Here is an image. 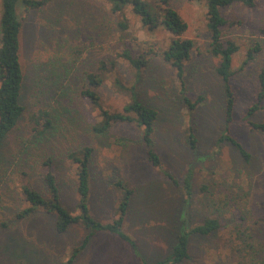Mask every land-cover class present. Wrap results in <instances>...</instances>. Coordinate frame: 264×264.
Returning <instances> with one entry per match:
<instances>
[{"label": "rangeland", "instance_id": "1", "mask_svg": "<svg viewBox=\"0 0 264 264\" xmlns=\"http://www.w3.org/2000/svg\"><path fill=\"white\" fill-rule=\"evenodd\" d=\"M255 6L241 1L225 7L229 20L224 39L235 40L236 71L231 83L235 94L230 135L248 151L244 156L225 132V93L217 72L219 56L210 52L206 0H173L188 24L183 37L194 41L191 58L180 84L173 66L164 61L173 35L163 26L147 30L127 6L121 13L106 0H52L26 10L22 0L17 13L22 23L21 62L25 71L23 102L26 116L5 138L0 148V264H68L75 248L83 244L88 228L75 223L63 233L55 227L56 215L39 209L25 217L23 188L30 184L49 196L43 162L50 159L60 198L73 214L77 208V166L68 157L85 145L94 149L91 164V196L94 218L108 223L117 218L123 180L134 189L123 229L133 236L141 256L149 263L171 252L172 232L191 230L207 217H216L220 228L209 235L191 233L190 257L181 264H264V130L253 129L246 115L258 101L259 74L264 67V0ZM0 0V16H1ZM128 23V28L119 22ZM148 54L149 64L140 75L118 57L125 46ZM255 46L259 50L254 51ZM252 57L249 58V51ZM116 61V65L101 66ZM104 78L97 88L104 107L122 111L132 101L115 80L135 87L138 96L159 112L153 138L163 167L180 184L165 176L146 154L141 128L116 123L107 135H98L94 124L100 110L81 94L89 86L86 75ZM203 100L190 110L183 100ZM249 119L264 123V101ZM50 112L53 128L38 134L27 120L37 108ZM191 126L196 150L187 143ZM192 171V197L188 202L184 179ZM133 195V194H132ZM176 201V202H173ZM135 250L117 234L97 232L69 264H140Z\"/></svg>", "mask_w": 264, "mask_h": 264}, {"label": "trees", "instance_id": "2", "mask_svg": "<svg viewBox=\"0 0 264 264\" xmlns=\"http://www.w3.org/2000/svg\"><path fill=\"white\" fill-rule=\"evenodd\" d=\"M21 0H1L0 16V148L5 138L17 127L23 116H26V105L23 102L25 71L21 62V28L22 23L17 13V5ZM52 0H22L26 10L43 7ZM110 3L111 10L115 13H121L125 7L131 6L132 12L139 17L143 26L149 31H155L163 26L173 35L171 43L167 50L162 54L164 61L170 63L175 68L180 84H184L185 66L191 58L194 48L192 39L184 38L183 35L188 29V24L181 16L179 11L173 6V0H106ZM199 1V0H196ZM241 1L247 6H255L254 0H206L207 6V25L210 32V52L221 58L217 67V72L223 81L225 93V132L221 140H230L237 149L246 157H249L248 151L236 139L230 135V127L233 122V112L235 106V94L232 87V77L236 71L232 68L233 55L239 51V44L235 40L224 39L223 27L229 23V20L222 14L225 7L232 5L234 2ZM120 27L127 29L128 23L119 22ZM264 34V27L260 29ZM259 50L255 46L254 51ZM152 51H138L137 54L127 45L118 57L123 58L134 68L139 76L143 69L149 64L148 54ZM249 58L252 57V50L249 51ZM115 66L116 61L102 62L103 68L108 65ZM89 86L82 89L81 94L89 99L94 106L100 110L101 120L93 126V130L98 135H107L109 129L116 123H135L141 129V138L146 146L147 159L156 167L163 168L166 177L173 180L175 184H180L178 178L164 169L160 155L155 151L153 138L158 121V110L145 103L139 98L135 87L126 86L119 78L115 80L117 85L123 91H130L132 101L126 104L122 111H111L104 107L101 102L97 88L103 84L104 78L97 73H88L86 75ZM259 92L258 101L249 109L246 118L253 129L264 130V123H256L249 119L253 112L261 108L264 101V67L259 74ZM183 100L190 110H194L198 103L203 100L199 96L192 101L187 95ZM32 129L38 133L53 128L50 112L46 108H37L32 110L28 116ZM187 143L191 149L197 148V137L191 126V131L187 136ZM94 149L92 146L85 145L80 149L74 150L68 154L69 159L77 166V192L79 200L77 208L79 214H73L60 198V189L57 177L53 171V163L50 159L43 162L46 168L44 180L48 189L49 196H44L38 189L30 184L23 188V193L27 201V207L18 213V217H25L39 209L47 213L56 215L55 227L58 232H66L71 225L81 223L88 228V233L83 240V244L75 248L69 263L73 262L78 253L85 249L91 239L97 232H107L117 234L121 239L127 241L138 255L140 264H181L190 257L189 237L191 233L199 235H209L220 228V221L216 217H207L201 224H197L191 230H186V222L182 220L181 227L176 228L171 240V252L164 259L149 263L144 259L136 245L133 236L128 234L123 225L130 209L131 196L134 189L123 180H116L114 187L123 190L117 206V218L113 221L104 223L97 220L91 214L89 200L91 196V164ZM184 189L188 202L192 197V171L190 170L184 179ZM68 263V264H69Z\"/></svg>", "mask_w": 264, "mask_h": 264}, {"label": "crops", "instance_id": "3", "mask_svg": "<svg viewBox=\"0 0 264 264\" xmlns=\"http://www.w3.org/2000/svg\"><path fill=\"white\" fill-rule=\"evenodd\" d=\"M134 196H135V194L133 193L132 197H134ZM132 197H131V199H132ZM130 202H131V200H130ZM173 202H176V201L173 200ZM182 202H183V201H182Z\"/></svg>", "mask_w": 264, "mask_h": 264}]
</instances>
